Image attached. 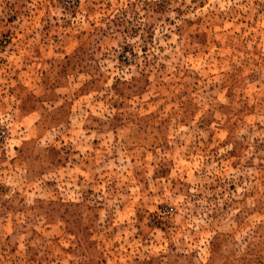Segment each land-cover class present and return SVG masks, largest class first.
Here are the masks:
<instances>
[{
	"label": "rangeland",
	"instance_id": "obj_1",
	"mask_svg": "<svg viewBox=\"0 0 264 264\" xmlns=\"http://www.w3.org/2000/svg\"><path fill=\"white\" fill-rule=\"evenodd\" d=\"M0 264H264V0H0Z\"/></svg>",
	"mask_w": 264,
	"mask_h": 264
}]
</instances>
